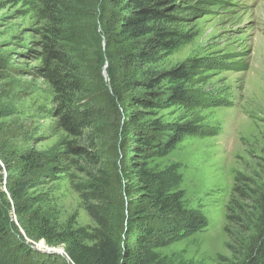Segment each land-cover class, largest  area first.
<instances>
[{
  "label": "trees",
  "instance_id": "trees-1",
  "mask_svg": "<svg viewBox=\"0 0 264 264\" xmlns=\"http://www.w3.org/2000/svg\"><path fill=\"white\" fill-rule=\"evenodd\" d=\"M12 2L29 6L40 25L35 34L41 61L31 71L51 88L53 116L66 138L53 158L35 148L6 150L0 139V170L5 171L0 176V264H159L156 249L206 223L201 212L185 204L183 190L171 189L165 174L149 166L151 158L164 155L184 137L201 133L185 116L171 122L158 116L171 107L188 110L201 104L194 84L202 63L164 64L190 38L181 29L187 21L182 1ZM14 50L15 57L27 55ZM5 64L0 57V69ZM9 68L22 74L17 66ZM10 115L11 109L0 105V119ZM124 140L131 147L127 159L121 151ZM111 147L114 160L104 163ZM62 161L69 169L79 161L96 169L90 174L81 168L86 177L76 185L96 224L94 243H87L77 229L60 230L34 207L40 198L33 190L68 170ZM251 184L237 176L226 206L223 230L233 256L229 264H264V181L256 188ZM5 195L23 235L10 220ZM245 200H251L247 212ZM237 227L243 232L252 227L254 233L242 238ZM25 238L63 245L65 255L36 249Z\"/></svg>",
  "mask_w": 264,
  "mask_h": 264
},
{
  "label": "rangeland",
  "instance_id": "rangeland-1",
  "mask_svg": "<svg viewBox=\"0 0 264 264\" xmlns=\"http://www.w3.org/2000/svg\"><path fill=\"white\" fill-rule=\"evenodd\" d=\"M181 1V15L187 18L181 29L190 38L164 64L173 66L190 59L202 63L194 84L195 91L202 95L201 104L188 110L171 107L158 116L166 122L185 116L201 128V133L184 137L164 155L151 158L149 166L165 174L171 189L183 190L185 204L201 212L206 223L192 235L156 249L155 258L159 264H229L233 256L223 229L235 179L244 175L253 183L252 188L264 181V0ZM13 3L0 0V57L7 60V68L0 69V105L12 111V115L0 119V139L6 142V150L35 148L53 158L66 134L53 116L51 88L31 71L41 61L35 34L40 25L29 6ZM14 49L27 55L15 57ZM10 66H17L22 74L16 75ZM122 144L127 159L131 156L130 141ZM107 149L103 161L112 163L114 149ZM61 163L68 170L63 168L33 190V195L40 198L34 207L60 230L77 229L87 243H94L96 224L85 210L76 185L86 177L82 169L90 174L96 169L81 161L76 169ZM0 176H5L3 168ZM4 202L10 220L23 235L8 205V195ZM250 204L251 200L242 202L246 212ZM252 227L249 232L235 229L248 239L247 233H254ZM25 239L31 246L35 243L59 249L61 256L65 255L63 245L52 247L43 240Z\"/></svg>",
  "mask_w": 264,
  "mask_h": 264
},
{
  "label": "water",
  "instance_id": "water-1",
  "mask_svg": "<svg viewBox=\"0 0 264 264\" xmlns=\"http://www.w3.org/2000/svg\"><path fill=\"white\" fill-rule=\"evenodd\" d=\"M32 246L44 252H49V253L58 254V255H61L62 253L61 251H59V249L43 247V246L36 245L35 243Z\"/></svg>",
  "mask_w": 264,
  "mask_h": 264
}]
</instances>
